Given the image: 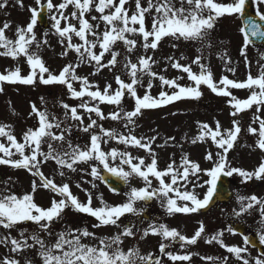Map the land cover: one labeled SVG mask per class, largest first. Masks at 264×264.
I'll return each instance as SVG.
<instances>
[{
  "label": "snow or ice",
  "instance_id": "obj_1",
  "mask_svg": "<svg viewBox=\"0 0 264 264\" xmlns=\"http://www.w3.org/2000/svg\"><path fill=\"white\" fill-rule=\"evenodd\" d=\"M128 2L129 0H61L56 4L53 0H46V2L35 0L37 7L29 9L30 21L25 27L16 29L15 40L9 39L5 34V30L10 28L8 22L0 27V49H3L0 51V56L10 57L13 60L25 57L31 69L27 75H21L19 67L0 73V92L3 91L4 83L34 85L39 82L45 86H64L70 98L81 101L77 106L61 103V107L65 110V119L79 122L82 126L81 130L90 133V142L84 146L73 145L71 141H68L67 148H63L65 133L71 131L70 127H62V122L54 115L50 119V114L46 110L40 111L35 104L31 105V114L38 117V127L29 128L23 134V142L17 141L10 130L11 126L0 125V137H5L8 142L7 145L0 143V153L3 154L0 155V165L24 169L34 177L30 192L18 195L10 191L8 187L0 190V228L5 230V233L0 235V245L7 247L12 254H22L29 249H34L42 264H163V260L151 252L142 254L138 246L130 247L126 251L121 247L124 238L137 236V231H134L135 225H120L119 221L122 217L129 214L136 217L142 216L146 205L154 199L160 202L168 215L196 213L201 209H207L214 202V197L223 187L221 183L223 178L236 174L242 177L244 182L253 178L264 181V161L252 172L230 165L228 153L233 149L242 130L236 119L232 120V128L223 132L219 121L215 122V129L207 123L197 122L200 134L192 140V143L202 142L205 137H209L218 148L215 156L212 152L206 154L205 159L212 163V166L207 169H202L197 162L190 160L187 154H184L178 167L173 160L161 170L158 168L157 154L152 148L157 137L145 138L133 134L136 119L142 115V110L161 108L183 99L197 100L202 96L200 89L204 85L215 95L230 98L228 104L233 109L230 112L233 117L255 106L256 114L253 115L252 123H258L259 128L249 125L247 131L249 134H258L256 147L264 151V118L258 115L264 108V65L260 66L258 76L253 77L249 72L245 81L229 79L225 75L219 82H215L210 68L201 63L202 54L197 55L191 62L199 66L198 74L193 72L191 64L182 65L179 60L170 56L167 59L171 67L186 73L188 80L194 82V86H181L178 80L183 77L168 79L154 72L152 68L157 61L153 55H148L149 51L155 53L165 38L176 42H198L202 47H211V44L206 42L214 31L217 20L227 15L241 19L239 32L242 34L243 44L240 55L244 57L245 65L248 66L247 48L254 43L255 39L264 40V23H261L264 22V11H261L264 0H254L255 17H258L260 22L251 15H247L246 5L249 0H231L228 3L218 2V0H145L146 6L142 5V0H134V10L131 14L126 7ZM7 3L8 0H0V9H4ZM17 3L23 6L22 0H17ZM69 6L73 8V11L70 15H66L65 10ZM93 11L98 15H91ZM44 12L49 14L51 28L60 37L61 44L66 42L61 55L67 56L69 50H72L77 56L76 63L66 64L58 74L51 72L38 54L41 46L48 43L46 38L38 40L34 32ZM86 14L90 16V19L86 18ZM147 16H151L150 26L146 25ZM72 20L77 23H72ZM62 21L65 22L63 25ZM101 24H103L102 30H100ZM43 35L47 37L48 33L45 32ZM73 37L79 38L81 43H73ZM137 38H139V45ZM118 42L121 51L115 50ZM33 45L37 50L35 52L30 50ZM138 46L143 49L144 54L133 62L128 57ZM172 46L178 45L173 43ZM97 48L98 53L95 51ZM197 51L201 52V49L198 48ZM105 54L110 56L107 62H103ZM220 58L224 60L225 66L231 63L230 59L226 58V54ZM121 59L124 61L122 67L128 82L120 75H116L114 77L116 89H113L111 84H107L101 90L98 85L90 83L88 77L79 76L76 72L82 63H87L94 66L96 71L91 74L95 75L104 68L114 69L121 63ZM181 59L185 57L182 55ZM261 59L264 60V54H261ZM227 71L235 73L234 68H227ZM144 77L149 78L147 88L144 95L139 96L137 86H142ZM153 80L160 82L162 90L158 97L150 94ZM74 82L80 84L79 90L74 87ZM164 86L172 90L171 94L163 90ZM232 89H247L250 95L246 99H239L233 95ZM85 97L88 99H84ZM125 97L134 101L132 110H125L123 107L122 102ZM100 104L115 105L118 110L105 115ZM79 109H83L88 114L90 122L86 126ZM93 113L97 119L92 118ZM109 119L122 121L123 127L129 129L128 134L115 129H105L98 123V120ZM54 129L59 132L53 131ZM174 139V137L169 138V140ZM112 140L123 145L125 150L121 151L116 147H112L109 151L103 150L102 144H108ZM45 144L47 150L42 147ZM54 145H61V147L57 148ZM129 148L143 149L150 158V162L146 163L144 157L133 156L127 150ZM50 160L61 169L59 171L61 177L65 175L63 169L70 172L83 171L79 165L84 164L90 167L87 174L93 181L99 180L107 185L108 178L102 174L106 172L125 183L131 177H138L144 182V186L131 187L125 193V202L118 205L108 204L101 194L98 197L100 206L93 207L91 192L85 190L87 201L81 202L72 194L68 183L58 185L52 178L44 175L41 170L42 165ZM205 176L207 179L202 180ZM191 177H194L195 181L190 179ZM153 180L157 182L155 186ZM4 183L8 184L7 181ZM190 183L192 191L187 190ZM77 187L79 188L80 185L77 184ZM92 187H96L95 183ZM196 187L206 188L202 198L195 194ZM38 188L54 193L48 208L35 203L34 195ZM110 190L116 192L115 188ZM237 200L240 208L239 211L233 210L235 216L240 217L259 206L260 216L264 218V198L251 195L239 196ZM138 204L141 206L137 207ZM65 209L95 218L97 223L92 225L93 228L114 226L118 231L111 236H97L87 227L68 228L55 233L54 243H46L41 234L48 236L53 234L52 225L55 221L62 219ZM25 222L35 225V230L29 232L26 228H21L18 237L12 236V230ZM226 230L233 235L237 234L231 225ZM204 232L202 222L190 238L164 223L149 222L146 228L139 230V238L143 240L150 235L160 237L159 254L166 256L171 264H177V262H190L192 256L174 253L168 250L169 247L177 243L181 249L195 245L198 239L203 238ZM222 236V231L217 232L205 239V242L208 244L216 242L228 253L233 254L241 264H252L250 259L242 255L248 252L247 246L250 244L248 236H243L245 247L228 246L224 244ZM85 239L96 241V243H85L83 242ZM259 242L264 245V231L259 235ZM201 259L213 261L216 258L207 256ZM227 260L228 258L224 257L221 264H227ZM252 260L254 264H264V252ZM0 264H20V260L16 255L4 256L0 259ZM25 264H33V261L26 259Z\"/></svg>",
  "mask_w": 264,
  "mask_h": 264
},
{
  "label": "rangeland",
  "instance_id": "obj_2",
  "mask_svg": "<svg viewBox=\"0 0 264 264\" xmlns=\"http://www.w3.org/2000/svg\"><path fill=\"white\" fill-rule=\"evenodd\" d=\"M42 2H46V0H42ZM53 2L58 4L61 2V0H53ZM218 2L228 3L231 2V0H218ZM22 3L23 6L21 7L16 0H8L7 6L2 9V11H4L0 12V27H3L5 22L10 24V28L5 30V34L9 39L12 40H15L16 38V29L18 27H25L30 21V11L27 7H29V5L37 7L35 0H22ZM142 5L146 6L145 0H142ZM126 7L129 8L131 14V11L134 10V0H129ZM72 11L73 8L69 6L65 10V14L70 15ZM261 11H264V7H261ZM91 15H98V13L93 11ZM86 18L90 19V16L86 14ZM1 20L3 21L1 22ZM71 22L77 23L75 20H72ZM64 23L65 22L62 21V25ZM150 24L151 16H147L146 25L150 26ZM240 27V19L227 15L219 18L214 31L211 33L208 41L206 42L210 43L211 47H202L198 42H176L165 38L160 43L155 53L151 51L148 52V55H153L154 59L157 61V63L153 65L152 70L160 75H164L168 79L183 77L182 79L178 80V83L181 86H194V82L188 80L186 73L171 67V64L167 58L170 56L174 57L176 60H179L182 65L191 64L193 72L198 74L199 66L192 64L191 62L197 55L202 54L203 59L201 63H204L210 68L215 82H219L220 78L225 75L229 79L242 82L247 79L249 72L253 77H256L259 75L260 66L264 65V60L261 59V54H264V49L249 46L246 50L249 65L246 66L244 57L240 55L243 44L242 34L239 32ZM102 29L103 24H101L100 27V30ZM43 30L44 33H48L46 37L48 43L41 46L39 53L42 51L40 56L43 57L42 60L45 63V66L48 67L51 72L58 74L66 64L77 62V56L72 50H69V54L67 56L61 55V53L64 51V47L66 46V42L63 45L61 44L60 37L55 34V30L51 28V21L49 18L47 28H44ZM35 33L37 35V39L40 40L38 33ZM137 40L139 45V38H137ZM72 42L81 43L77 37H73ZM173 43H176L178 46L173 47ZM198 48L201 49V52L197 51ZM33 49H35V45H33ZM115 50H122L119 42L115 46ZM0 51H3V49H0ZM95 51L98 53L99 49L97 48ZM143 54V49L138 46L128 58L133 62H136L138 57ZM225 54L226 58L230 59L231 61V63L227 66H225L224 60L220 58ZM182 55L185 57V59H181ZM108 59H110V56L105 54L103 62H107ZM123 62V59H121V63H119L114 69L109 70L108 68H104L96 72L95 75L91 74L96 71L94 66H91L87 63H82L80 67L77 68L76 72L79 76L88 77L90 83L98 85L99 89L101 90H103L107 84H111L112 88L116 89L117 85L114 80L116 75H120L122 79H125L126 82H128L126 72L122 67ZM0 67V73H5V70H14L16 67L20 68L21 75H27L31 71L30 66L26 63L25 57H19L18 59L13 60L10 57L0 56ZM227 68H234L235 73L233 74L232 72L227 71ZM23 71H26L27 74H24ZM148 79V77H144L142 80V86H137V92L139 96L144 95L145 89L147 88ZM152 83L153 87L150 90V94L153 97H158L159 92L162 90L160 82L159 80H153ZM2 87L3 91L0 92V125H4L5 122L2 121H6L8 118L7 113L11 112L10 109H8V112H6L8 103H5L4 98L7 90L14 91L16 95H19L21 92L20 89H4V85H2ZM74 87L79 90L80 84L78 82H74ZM20 88L25 89L26 97L30 102L27 101V99L25 100L26 108L15 106V113L32 115L31 105L35 104L40 111L46 110L50 114V119L54 115L59 121L62 122V127H70L71 131L65 133V142L62 145L63 148H67L68 141H71L73 145L79 144L80 146H84L86 143L90 142V133L83 132L81 130L82 126L79 125V122L73 121L71 119H65V110L61 107V103H67L70 106H77L79 103H81V101L70 98L64 86H45L37 82L35 85L30 86L21 85ZM163 90L169 92V94H171L172 91L167 86H164ZM200 90L202 92V96L197 100L183 99L173 102L172 104L168 105L169 107L167 106V108L164 109L142 110V115L136 119V126L134 128L133 134H135L137 137H157L152 145V148L157 154L158 168L161 170L165 169L167 164L171 163L173 160H175L176 166L178 167L181 157L184 154H187L190 160L197 162L202 169H207L212 166V163L205 159L206 154L208 152H212L215 156L218 148L215 144H213L209 137H205V140L202 142L197 141L196 143H192V140L200 134V129L197 122L207 123L211 128L215 129V122L219 121L221 125V131L223 132L226 129L232 128V120L236 119L239 121L242 130L238 135L237 142L234 144L233 149H231L228 153L230 165L231 167L241 168L249 172L254 171L259 166V164L264 161V151H261L256 147L258 134H249L247 131L249 125L257 129L259 128L258 123H252L253 115L256 114L255 106L239 113L236 117H233L230 115V112L233 109H231L230 105L228 104L230 99L229 97L217 96L212 93L211 90L207 88V86L204 85L201 86ZM231 91L233 95L236 94V97L246 96L245 92H247L246 89H232ZM55 92L57 94H55V96L52 95ZM58 96L60 97L57 98ZM41 98H43V100ZM84 99L88 98L85 97ZM122 103L125 110H132L134 107V101L129 97H125ZM12 104L15 105L14 103ZM99 106L105 115L111 111L118 110L117 106L115 105L100 104ZM79 112L81 115H83L84 125L86 126L90 122L88 119V114L85 113L83 109H79ZM258 115L261 116V118H264V108L261 109ZM92 118L97 119L94 113L92 114ZM98 123L102 124L105 129H115L123 134H128L129 132V129L123 127L122 121H112L109 119L103 121L98 120ZM27 130L28 129H25L24 125H22L21 129L16 132V139L18 142H23L22 137ZM53 131L59 132L57 129H54ZM77 134H79L80 139L76 137ZM170 137H174L175 139L169 140ZM0 143H5L7 145L8 142L5 137H0ZM54 146L57 148L61 147V145ZM42 147L44 150H47L46 144ZM112 147H116L121 151L125 150L124 146L119 145L115 140L109 141L108 144H102V149L105 151H109ZM127 150L130 151L133 156L144 157L146 159V163L150 162V158L143 149L129 148ZM13 151L15 150L13 149ZM0 155L3 154L0 153ZM79 168L83 169V171L78 170L77 172H70L67 169H63L65 175L61 177L59 175V171L61 169L54 161L50 160L42 165L41 170L45 176L52 178L58 185L68 183L72 194L78 197L81 202H85V200H87L86 191L91 192L93 196V207L100 206L98 197H100L101 194L104 201L108 204L118 205L125 202V193H127L131 187L140 188L144 186V182L140 178L131 177L129 179L128 188L124 194H112L109 196L105 194L102 189L104 187L103 183L99 180L93 181L92 177L87 174V172L90 171V167L88 165L81 164L79 165ZM0 174H2L4 177L3 183H0V190L8 187L10 191L17 193L18 195L19 192H21L22 195L31 191V184L34 177L24 169H15L11 166L0 165ZM190 179L195 181L194 177H191ZM203 179H207V177H202V180ZM232 179L235 182V186L233 187L235 200L230 204L220 205L209 213L203 214L199 211L191 214L177 213L174 215H168L165 209L161 207L160 202L154 199L152 204L146 205V210L142 216L136 217L129 214L125 217H122L119 221L121 226H123L127 221H134L135 219H139L140 221L138 222V229L134 228V231H137V236L135 238H124L121 247L126 251L130 247L138 246L142 254L151 252L156 255L159 254L158 248L160 237L150 235L143 240L139 238V230L146 228L149 222L164 223L170 228L177 229L181 232V234L189 238L194 235L196 230H198L200 223L202 222L205 232L202 234L203 238L198 239L195 245H189L186 248L181 249L180 245L177 243L170 246L168 250L176 249L174 253L191 254L192 256H198V258L211 256L216 259L213 261L203 259V263L206 261V264H211V262L213 264H221L223 258L227 257L226 249L221 247L216 242L215 247L217 249H213L214 245L206 243L205 239L210 238L217 232L222 231L223 236L221 239L223 240L224 244L228 246L245 247L243 238L236 234L233 235L226 230L229 225H231L233 228L235 227L233 226V222L246 225L249 229L247 233L249 239L255 235L259 236L261 232L264 231V218H261L260 216L259 206L254 207L252 210L242 214L240 217H237L233 214V210L239 211L240 208L237 197H248L255 195L259 198H264V181L253 178L250 181L244 182L243 178L236 174L232 176ZM6 181L8 182L7 185L4 183ZM93 183L96 185L95 188L92 187ZM77 184L80 185L79 188L77 187ZM153 184L155 186L157 182L153 180ZM181 190L183 191L184 189L182 188ZM187 190H193L191 183L188 185ZM194 191L198 197L202 198L206 188L196 187ZM53 198L54 193L43 188H38L34 195L35 203L43 208H48ZM55 198L59 199V197ZM178 203L182 202L178 201ZM140 206L141 204L137 205V207ZM73 217L75 216H73L71 209H65V211L62 213V219L55 221L52 225L53 234L51 236L43 233L41 234L45 242L48 244L54 243L56 239L55 233L65 230V227H67V229H76L78 227H82L83 225L81 224L83 223H80V220H74ZM87 217L92 225L97 223L95 218L88 215ZM144 217L146 220H142ZM63 221H66V225L64 228H60V225ZM21 228H26L29 232H31L35 230V225H33L31 222H25L17 229L12 230L11 235L18 237L19 230ZM91 230L94 231L97 236H111L118 231V229L114 226H105L94 229L91 227ZM105 232L106 234L103 235L102 233ZM4 233L5 230L0 228V235H3ZM89 241L90 240L85 239L83 242L89 243ZM92 243H96V241H92ZM248 252L244 254L247 258L249 257L250 261L252 262L253 260L250 256H248ZM12 255H16V257L20 260V264H25L26 259L32 260L33 264H42L41 260L37 256L36 250L34 249H29L22 254H12L9 252L7 247L0 245V259H3L4 256ZM165 263L166 262L163 261V264Z\"/></svg>",
  "mask_w": 264,
  "mask_h": 264
},
{
  "label": "water",
  "instance_id": "obj_3",
  "mask_svg": "<svg viewBox=\"0 0 264 264\" xmlns=\"http://www.w3.org/2000/svg\"><path fill=\"white\" fill-rule=\"evenodd\" d=\"M246 13H247V15H251L254 19H256L257 22H260L259 18L255 17L253 5H252V2H250V1L246 5ZM261 23H264V22H261ZM253 44L264 46V40L255 39ZM104 176L108 178L109 183L107 185L110 186L111 188H115L117 191H122L123 188L125 187L124 181H121L117 178L111 177L106 172L104 173ZM221 183H222L223 187H222L221 191L219 192V194L216 197H214V202L211 203L207 209H202L203 211H207L218 200L223 202V201H228L231 199L232 193L229 190V185H230L229 178H223Z\"/></svg>",
  "mask_w": 264,
  "mask_h": 264
}]
</instances>
